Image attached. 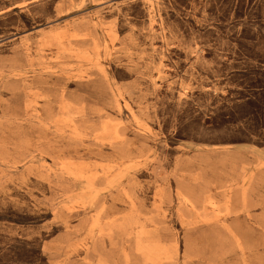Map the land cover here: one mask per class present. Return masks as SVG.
<instances>
[{"label":"rangeland","instance_id":"374dc122","mask_svg":"<svg viewBox=\"0 0 264 264\" xmlns=\"http://www.w3.org/2000/svg\"><path fill=\"white\" fill-rule=\"evenodd\" d=\"M0 264H264V0H0Z\"/></svg>","mask_w":264,"mask_h":264}]
</instances>
